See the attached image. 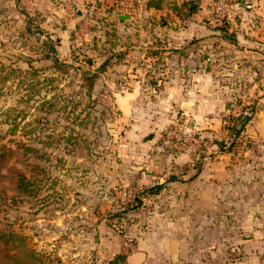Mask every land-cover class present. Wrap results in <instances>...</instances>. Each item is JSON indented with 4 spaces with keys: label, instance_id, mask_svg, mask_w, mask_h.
Returning a JSON list of instances; mask_svg holds the SVG:
<instances>
[{
    "label": "rangeland",
    "instance_id": "rangeland-1",
    "mask_svg": "<svg viewBox=\"0 0 264 264\" xmlns=\"http://www.w3.org/2000/svg\"><path fill=\"white\" fill-rule=\"evenodd\" d=\"M243 8L253 15L247 22L264 27V0H245ZM30 13L28 0H0V264H97L114 250L107 238H130L161 214L185 241L180 264H264V129L251 154L257 168L229 177L212 207L173 185L151 193L160 185L146 187L140 177L175 152L160 148L176 115L166 128H145L147 114L163 111L149 98L124 116L107 82L91 88L83 80L91 47L83 51L72 37L76 58L62 59L73 67L56 68L47 35H38L47 32L40 15ZM231 84L244 94L234 106L254 115L264 108L245 94L254 82ZM225 141L227 150L236 144L230 135Z\"/></svg>",
    "mask_w": 264,
    "mask_h": 264
},
{
    "label": "crops",
    "instance_id": "crops-1",
    "mask_svg": "<svg viewBox=\"0 0 264 264\" xmlns=\"http://www.w3.org/2000/svg\"><path fill=\"white\" fill-rule=\"evenodd\" d=\"M93 1L28 0V9L40 15L51 38L60 39L61 58L70 57L72 36H77L90 44L96 66L107 60L98 81L107 82L124 116H133L139 99H157L163 111L147 114L152 119L145 128H166L176 115V121L188 123L202 137L197 157L184 152L161 157L154 173L142 172L140 180L146 187L166 184L189 197L200 194L202 208L212 207L229 177L236 173L248 177L257 168L252 151L264 129V108L230 150L222 138L237 111L234 99L244 95L230 83L254 82L245 94L254 95L258 105L264 102V27L247 22L253 15L244 10L245 0L235 1L231 41L220 37L210 22L213 0H132L134 10L118 15L112 0H103L89 23ZM206 194L213 196L210 201ZM152 221V228L130 238L116 234L107 238L105 243L114 249L108 264H180L186 257L181 248L185 241L176 222L165 214Z\"/></svg>",
    "mask_w": 264,
    "mask_h": 264
},
{
    "label": "built area",
    "instance_id": "built-area-1",
    "mask_svg": "<svg viewBox=\"0 0 264 264\" xmlns=\"http://www.w3.org/2000/svg\"><path fill=\"white\" fill-rule=\"evenodd\" d=\"M103 0H94L91 2V9L88 12V22L93 21L94 11L96 10L97 4ZM236 0H213L211 4L210 22L215 26L226 25L231 26L237 21L236 18ZM112 10L115 15L121 13L130 14L134 10V4L132 0H112ZM237 111L233 115L235 118H241L246 110L244 105H237ZM228 125H230L228 123ZM172 135L162 140V146L160 150H164L165 147H171L175 152H184L192 157H197L200 153V148L203 147L202 137L198 133L190 130L186 123L178 119L174 128L171 131ZM172 136V137H170ZM174 152V153H175ZM102 252V251H101ZM103 256L102 259H107L111 255L100 253ZM102 259L97 261V264H101Z\"/></svg>",
    "mask_w": 264,
    "mask_h": 264
},
{
    "label": "trees",
    "instance_id": "trees-1",
    "mask_svg": "<svg viewBox=\"0 0 264 264\" xmlns=\"http://www.w3.org/2000/svg\"><path fill=\"white\" fill-rule=\"evenodd\" d=\"M28 20V25L29 28L33 22V19L30 17H27ZM230 27L226 26V25H219L217 27H215V30L219 31L220 34H226L229 31ZM39 32V36H45L44 33L47 35L46 37V41H44V44L46 45V47L48 48V50L46 51L47 56L49 57L50 55H54L53 59H54V66L58 69L60 68H72L73 67V63H70L71 61H67L66 59H62L59 55V51L57 49L58 45H60V39L59 38H51L50 35L48 34V32H43L40 29L37 30ZM38 36V37H39ZM74 39V36H72ZM84 43H82V49L84 51V49L86 48L87 50L89 49V44L85 43V47L83 46ZM76 46L73 45L71 47V59H75V52H76ZM87 65H88V70L87 71H83L84 73V81H87L89 83V86L92 88L95 84L96 81H98L99 79V72L101 69L105 68L107 66V60H105L100 66H96L94 67V61L93 59H88L87 60ZM255 110L251 107L250 110L248 109V111L246 113H244L242 115L241 118H235L233 116H230V118L228 119V123L230 125H227L225 127V129L227 130V134L233 137V141L237 140L242 133L245 131L246 126L251 122L253 116H254V112ZM236 142V141H235ZM233 145H231L232 147ZM200 170V169H199ZM21 186V185H20ZM28 183H23L22 187L23 188H27ZM161 187H153L150 189L151 193H156L158 191H160Z\"/></svg>",
    "mask_w": 264,
    "mask_h": 264
}]
</instances>
